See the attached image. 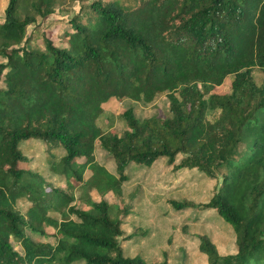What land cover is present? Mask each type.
I'll return each instance as SVG.
<instances>
[{
	"label": "trees",
	"instance_id": "16d2710c",
	"mask_svg": "<svg viewBox=\"0 0 264 264\" xmlns=\"http://www.w3.org/2000/svg\"><path fill=\"white\" fill-rule=\"evenodd\" d=\"M57 1L6 0L0 18V264H165L124 250L120 239L144 232L122 234L124 206L101 196L63 210L71 196L43 192L20 149L32 139L51 170L81 180L87 167L101 193L119 195L131 163L196 169L215 182L207 198L169 203L213 210L234 243L222 254L197 234L204 264H264V0H87L47 18ZM157 94L167 115L137 117L128 106L121 132L96 123L111 98ZM95 142L115 172L96 163Z\"/></svg>",
	"mask_w": 264,
	"mask_h": 264
},
{
	"label": "rangeland",
	"instance_id": "374dc122",
	"mask_svg": "<svg viewBox=\"0 0 264 264\" xmlns=\"http://www.w3.org/2000/svg\"><path fill=\"white\" fill-rule=\"evenodd\" d=\"M5 2L6 0H0V18L3 17ZM85 2L87 0H58L53 14L47 18L65 19L78 9L79 3ZM53 27L55 30L56 26ZM33 29L34 27L29 24L26 32L29 33ZM254 78L258 80L259 75L255 73ZM227 88L228 79H225L222 84L215 87V90L224 91ZM101 106L102 113L96 123L103 131L113 129L121 132L124 121L120 117V112L128 106L137 117L168 114L167 98L164 94L155 95L149 102L111 98ZM44 147L43 143L33 139L20 145V149L29 159L28 167L38 173L44 181L41 190L49 193L48 187L54 186L71 196L72 201L64 202L63 210L71 203L87 207V199L98 200L101 196L109 203L124 206L116 215L121 219L122 234L144 231L141 236L133 233L130 238L124 240L119 238L126 252L130 254L139 252L148 261L164 260L165 264H204V258L196 247V235L199 233L206 234L220 253L234 252L232 232L227 223L221 217H217L213 210L198 212L195 207L175 210L169 203V198L177 201L189 199L193 203L207 198L215 182L206 176H199L196 169L182 168L175 172L171 166L166 165L164 159L154 161L149 167H136L135 163H131L124 167V172L129 176L127 180L122 181L120 194L112 195L100 192L95 185L96 179L92 177L91 170L87 167L82 170L81 180L72 176L65 177L57 169L51 170L46 162L47 153ZM61 153L60 151L57 153L55 160ZM92 154L97 164L110 172H115L113 160L97 142ZM51 199L53 200V197ZM29 203V199L22 196L16 200L15 207L25 215ZM114 211L112 207L110 212ZM46 214L60 218V214L54 210H47ZM46 229L52 232V228Z\"/></svg>",
	"mask_w": 264,
	"mask_h": 264
}]
</instances>
